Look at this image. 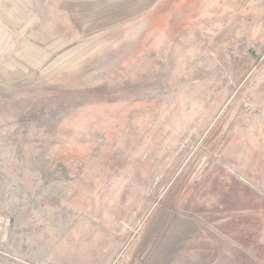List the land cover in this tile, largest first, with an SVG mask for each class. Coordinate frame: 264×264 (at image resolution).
Listing matches in <instances>:
<instances>
[{"label": "rangeland", "instance_id": "1", "mask_svg": "<svg viewBox=\"0 0 264 264\" xmlns=\"http://www.w3.org/2000/svg\"><path fill=\"white\" fill-rule=\"evenodd\" d=\"M263 221L264 0H0V264H255Z\"/></svg>", "mask_w": 264, "mask_h": 264}, {"label": "crops", "instance_id": "2", "mask_svg": "<svg viewBox=\"0 0 264 264\" xmlns=\"http://www.w3.org/2000/svg\"><path fill=\"white\" fill-rule=\"evenodd\" d=\"M253 240L254 242L252 243V262L255 264H264V232L263 234L255 233Z\"/></svg>", "mask_w": 264, "mask_h": 264}]
</instances>
